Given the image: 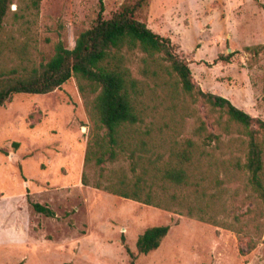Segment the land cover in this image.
I'll use <instances>...</instances> for the list:
<instances>
[{
  "label": "rangeland",
  "instance_id": "374dc122",
  "mask_svg": "<svg viewBox=\"0 0 264 264\" xmlns=\"http://www.w3.org/2000/svg\"><path fill=\"white\" fill-rule=\"evenodd\" d=\"M128 1L103 0L104 18ZM27 2L15 0L7 21ZM99 12L100 0H41L36 16L26 13L37 41L34 59L48 61L59 42L74 49ZM141 18L172 40L205 92L264 120V52L246 50L264 45V0H150ZM187 104L193 115L180 125L178 149L188 147L225 188L210 208L202 204L212 223L93 187L105 178L93 166L86 170L94 125L76 77L49 94H18L0 106V264H264L263 206L247 173L232 165L244 162L248 137L234 123L226 135L207 107ZM202 122L206 131L198 135ZM212 132L220 142L208 138ZM121 169L131 178L127 162L106 165L105 175ZM86 171L89 185L82 182ZM34 203L54 216L37 212ZM166 225L160 247L138 253V237Z\"/></svg>",
  "mask_w": 264,
  "mask_h": 264
},
{
  "label": "trees",
  "instance_id": "16d2710c",
  "mask_svg": "<svg viewBox=\"0 0 264 264\" xmlns=\"http://www.w3.org/2000/svg\"><path fill=\"white\" fill-rule=\"evenodd\" d=\"M149 1L129 0L105 19L100 0L95 23L79 35L74 49L59 42L48 61L37 62L33 23L26 20V13L36 16L41 0H28L25 8L19 6L12 22L7 20L15 0H0V106L18 94H49L76 77L94 125L85 156L86 170L93 166L105 178L104 184L97 182L93 187L212 223L211 218H205L209 212L205 207L210 208L225 191L222 180L214 174L211 177L210 167L204 170L195 163L188 147L178 149L180 125L193 115L187 102L201 103L212 117L216 115L214 123L226 135L234 123L248 137L244 162L237 159L232 165L247 173V186L259 207L263 206L259 214L264 217V120L252 117L223 96L205 92L195 82L189 62L180 56L172 40L155 33L142 20ZM246 50L259 54L264 45ZM205 124L202 122L195 133L206 131ZM208 138L220 142L221 135L212 132ZM121 162L128 163L131 178L123 169L105 175L106 165ZM87 171L84 185H89ZM223 171L227 175V169ZM33 207L54 216L47 206L34 203ZM169 231L168 225L148 228L137 239L138 253L156 251ZM250 241L248 245L254 249L251 236Z\"/></svg>",
  "mask_w": 264,
  "mask_h": 264
}]
</instances>
